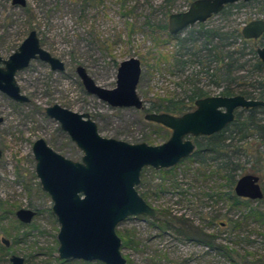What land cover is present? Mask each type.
<instances>
[{
	"label": "rangeland",
	"instance_id": "374dc122",
	"mask_svg": "<svg viewBox=\"0 0 264 264\" xmlns=\"http://www.w3.org/2000/svg\"><path fill=\"white\" fill-rule=\"evenodd\" d=\"M162 2L102 0L100 4L97 2L86 8L84 0H27L24 7L13 5L12 0H0L1 56L7 58L11 55L29 31L35 29L42 45L66 63L64 71H53L48 64L34 60L18 73L23 92L32 98L29 103L16 102L0 91V116L3 117L0 123V148L3 150L0 159V242L2 237L9 239L12 248L6 259L0 253V264H11L10 256L14 253L24 256L27 264H59L57 234L60 225L51 210V197L42 189L36 175L32 146L37 138L44 137L51 146L74 160H80L83 152L60 124L46 114L47 106L59 103L77 112L96 115L99 131L105 137L131 143L150 137L153 144H159L170 136V130H156L138 109L113 108L87 93L76 72L77 65L85 66L99 85L113 88L119 64L133 56L140 58L142 71L138 94L146 107L160 99L185 96L184 90L189 88L186 77H192L210 95L219 93L218 87L207 85V79L195 78L193 67L180 72L172 66L170 59L157 61V52L172 54L176 50L175 40L160 47L154 45L145 25L146 19L153 22L164 19L167 23L169 13L163 15L159 7ZM253 4L238 10L228 21L215 14L203 23L242 28L248 18L260 16L258 18L264 20V0H258L256 6ZM187 7L185 0H177L171 12ZM191 28H186L178 36H185ZM157 31L155 35L160 34L165 42V31ZM258 46H264L263 37L256 40ZM253 78L264 79V75L255 73ZM246 159L240 157L242 162ZM195 174L194 170L186 171L181 166L175 177L179 190H187L188 200L174 193L178 189H169L160 198H149L151 205L156 209L168 208L173 215L187 219L194 228L202 226L205 232L217 237V244L228 246L234 252L237 264L264 263V224L251 216L245 218L249 211H264V196L258 200H246L247 206L229 209L224 201L202 194L208 189ZM257 175L264 192V172ZM145 177L152 185L160 182L150 169L145 172ZM20 207L38 210L31 226L21 229L15 215ZM11 209L14 214L10 213ZM212 216H217L218 220L208 225L207 219ZM231 219L240 221L239 229L231 228ZM151 220L145 216L130 217L117 227V231L132 230L138 241L137 245L122 247L131 264H231L217 250L196 242L198 237L185 233L186 228L181 225H174V228H184L183 233L175 229L160 230L150 225ZM219 221L226 222L227 226H220ZM27 232L28 237L23 236ZM18 237L22 240L15 243ZM85 262L71 260L67 264ZM88 264L103 263L92 261Z\"/></svg>",
	"mask_w": 264,
	"mask_h": 264
},
{
	"label": "water",
	"instance_id": "95a60500",
	"mask_svg": "<svg viewBox=\"0 0 264 264\" xmlns=\"http://www.w3.org/2000/svg\"><path fill=\"white\" fill-rule=\"evenodd\" d=\"M249 0H192L181 11L171 12L167 30L176 34L196 23H203L219 13L227 4ZM14 5L26 6L27 0H13ZM245 39L257 40L264 33V20L256 18L241 28ZM257 57L264 66V46L256 48ZM33 59L47 62L53 70L64 71L65 61L45 49L35 29L8 57L0 55V91L19 103L31 99L21 91L16 79L19 71ZM142 66L140 58L123 60L118 67L116 86L99 85L87 68L79 65L76 72L87 93L107 102L113 108H144L138 94ZM195 108L180 115L167 112H147L144 119L161 124L170 130V136L159 144L131 143L105 137L98 123L89 113H81L55 103L46 107V114L55 119L71 140L83 152L80 160L68 158L53 149L45 138L33 143L36 175L42 189L52 200L51 210L60 228L57 234L58 257L61 260L99 261L103 264H127L122 252L123 241L117 231L120 223L130 217H157V210L138 190L141 171L170 168L190 156L195 143L192 137L211 135L221 131L241 108L263 106L264 99L246 98L236 94L209 95L194 101ZM3 117L0 116V123ZM3 150L0 148V159ZM259 177L252 173L240 176L233 191L239 197H263ZM16 217L24 224L32 222L37 214L30 208H19ZM1 242L10 246V240ZM11 264H26L24 256L12 254ZM264 264V263H259Z\"/></svg>",
	"mask_w": 264,
	"mask_h": 264
},
{
	"label": "trees",
	"instance_id": "16d2710c",
	"mask_svg": "<svg viewBox=\"0 0 264 264\" xmlns=\"http://www.w3.org/2000/svg\"><path fill=\"white\" fill-rule=\"evenodd\" d=\"M123 1L126 2L127 0ZM176 1L163 0V4L159 7L162 8L164 16L170 14L171 10L175 8ZM185 1L189 5L192 0ZM97 2L100 4L102 0H84V6L88 8L97 4ZM252 3H255L252 6H256L258 0L227 4L216 15L221 16L222 20L228 21L232 15L237 14L238 10ZM258 17L260 16H256V18ZM252 18L254 19V17ZM252 18H248L245 23L252 20ZM145 25L148 27L152 41L157 47L175 40L176 50L172 54L157 52L159 63L170 59L172 60V66L180 72L188 67H193L192 74L195 78L207 79V85L218 87L220 89L218 94L220 95L240 94L246 98L264 99V79L257 80L253 78L255 73L264 75V66L256 53V40L243 38L240 26H209L204 23H197L195 24L197 28L193 27L194 25L191 26L192 28L186 35L180 38L178 35L168 32L167 23L164 22V19L157 22L146 19ZM157 30L165 31L167 37L165 42L162 41L160 34L159 36L155 35ZM261 37L264 38V33ZM186 81L189 88H185V96H173L152 102L150 106H145L144 113L167 112L180 115L192 109L196 99L210 95V92L194 82L192 77H186ZM91 116L96 120V115ZM151 124L155 126L156 130L166 129L161 124L154 122H151ZM153 132L158 133V131ZM139 142L153 144L154 141L148 137ZM194 143L195 150L193 153L173 167L158 170L144 167L141 171L140 185L137 187L140 195L151 205L149 198H160L162 195L167 194L169 189H178L173 192L186 199L187 190H179L180 187L175 181L177 170L183 166L186 171L194 170L196 179L205 184L208 192L203 191V195L214 198L216 201H224L229 205V209L247 206V201L237 197L233 188L236 180L243 174L252 173L257 175L258 173L260 175L264 172V105L237 109L234 119L221 131L208 136L199 135L194 138ZM241 156H245L247 159L242 162L240 160ZM194 165L195 167H193ZM147 169L156 174L160 182L152 185L150 180L145 177ZM157 210L159 215L151 220V226H155L160 230L175 229L176 232L180 233L186 228L185 233L198 237L196 242L217 250L231 264H237L233 255L234 252L228 246L217 244V237L205 232L202 226L199 228L192 227L187 223V219L173 215L168 208ZM10 213L14 214V210L11 209ZM245 216V218L251 216L255 221L264 224V211L252 210L246 213ZM202 220H206V218ZM217 220V216L208 217V225L216 223ZM16 223L20 229L31 226L20 221H16ZM218 224L221 225V221ZM174 225H181L184 228L182 230L174 228ZM230 225L232 229H239L240 221L232 220ZM224 226H227L226 222H224ZM28 233L23 236L28 237ZM118 233L123 241L122 247L138 244L132 230H118ZM21 240L22 238H15V243ZM11 252V246L6 247L0 242V253L5 259ZM57 261L59 264H67L71 260H61L58 257ZM127 264H131V262L129 261Z\"/></svg>",
	"mask_w": 264,
	"mask_h": 264
},
{
	"label": "flooded vegetation",
	"instance_id": "af4514ba",
	"mask_svg": "<svg viewBox=\"0 0 264 264\" xmlns=\"http://www.w3.org/2000/svg\"><path fill=\"white\" fill-rule=\"evenodd\" d=\"M12 4H13V0H12ZM13 5H14V4H13ZM16 6H17V5H16ZM196 24H197V23H196ZM187 28H189V27H187ZM185 29H186V28H185ZM185 29H184V30H185ZM32 30H33V29H32ZM30 31H31V30H30ZM30 31H29V33H30ZM36 31H37V30H36ZM182 31H183V30H182ZM182 31H180V32H182ZM180 32H178V33H176V34H174V35H178ZM29 33H28V34H29ZM37 33H38V32H37ZM27 36H28V35H27ZM38 36H39V34H38ZM39 38H40V37H39ZM24 40H25V39H24ZM24 40H23V41H24ZM40 41H41V38H40ZM41 44H42V42H41ZM42 46H43V45H42ZM18 47H19V46H18ZM18 47H17V48H18ZM43 47H44V46H43ZM17 48H16V49H17ZM44 48H45V47H44ZM16 49H15V50H16ZM45 49H46V48H45ZM15 50H14V51H15ZM47 50H48V49H47ZM14 51H13V52H14ZM48 51H49V50H48ZM50 52H51V51H50ZM51 53H52V52H51ZM52 54H53V53H52ZM53 55H54V54H53ZM9 56H10V55H9ZM9 56H8V57H9ZM54 56H56V55H54ZM2 57H3V56H2ZM8 57H7V58H8ZM57 57H58V56H57ZM3 58H4V57H3ZM60 59H61V58H60ZM34 60H39V61H41V62H44V63L48 64L47 62H45V61H43V60H40V59H33L32 61H34ZM32 61H31V63H32ZM31 63H30V65H31ZM65 64H66V63H65ZM30 65H29V66H30ZM79 65H81V64H79ZM79 65H77V66H79ZM29 66H28V67H29ZM48 66L51 68V66H50L49 64H48ZM77 66H76V68H77ZM28 67H26V68H28ZM26 68H25V69H26ZM65 69H66V68H65ZM23 70H24V69H23ZM51 70H53V69L51 68ZM21 71H22V70H21ZM53 71H59V70H53ZM19 72H20V71H19ZM19 72H18V73H19ZM18 73H17V75H16V79L18 78V77H17V76H18ZM17 81H18V79H17ZM18 83H19V81H18ZM19 85H20V84H19ZM20 87H21V86H20ZM21 91L23 92L22 88H21ZM23 93H24V92H23ZM24 94H25V93H24ZM26 95H27V94H26ZM27 96H28V97L31 99V101H32V98H31L29 95H27ZM208 96H209V95H208ZM31 101H30V102H31ZM144 108H145V104H144ZM144 108H143L142 110H140V111L143 112V113H144ZM194 108H195V105H194V106L192 107V109H190L189 111L193 110ZM45 109H46V108H45ZM146 113H147V112H146ZM144 114H145V113H144ZM144 114H143V115H144ZM149 122H150V121H149ZM157 124H158V123H157ZM165 128H166V127H165ZM167 129H168V128H167ZM168 130H169V129H168ZM196 137H197V136H196ZM43 138H44V137H43ZM194 138H195V137H192L193 142H194ZM37 139H38V138H37ZM45 139H46V138H45ZM46 141H47V139H46ZM34 142H35V141H34ZM47 143L51 146V144H50L48 141H47ZM32 147H33V146H32ZM51 147H52L53 149H55L53 146H51ZM55 150L58 151L57 149H55ZM194 150H195V149H194ZM58 152H59V151H58ZM59 153H61V152H59ZM63 155H64V154H63ZM66 157H67V156H66ZM68 158H69V157H68ZM34 159H35V158H34ZM35 169H36V166H35ZM35 172H36V170H35ZM243 175H244V174H243ZM257 176H258V175H257ZM258 177H259V176H258ZM258 182H259V180H258ZM259 184H260V183H259ZM260 187H261V185H260ZM261 190H262V187H261ZM262 192H263V190H262ZM234 194H235V193H234ZM235 195H236V194H235ZM236 196H237V195H236ZM263 196H264V192H263ZM237 197H239V196H237ZM239 198H242V199H245V200H258V199L244 198V197H239ZM262 198H263V197H262ZM260 199H261V198H260ZM20 208H23V207H20ZM24 208H30V207H24ZM18 209H19V208H18ZM18 209H17V210H18ZM30 209H33V208H30ZM155 209H156V208H155ZM17 210H16V211H17ZM33 210H35V209H33ZM156 210H157V209H156ZM16 211H15V212H16ZM36 212H37V210H36ZM157 212H158V215H159V211H158V210H157ZM37 214H38V212H37ZM37 214L35 215V217L37 216ZM15 215H16V214H15ZM158 215H157V217H158ZM35 217H34V218H35ZM34 218H33V220H34ZM17 219H18V218H17ZM33 220H32V222H33ZM19 221H20V220H19ZM20 222H21V221H20ZM32 222H31V223H32ZM23 224H24V223H23ZM29 224H30V223H29ZM220 226H224V222H223V221H221V225H220ZM10 245H11V243H10ZM6 247H7V246H6ZM8 247H9V246H8ZM127 263H128V260H127ZM258 264H259V263H258Z\"/></svg>",
	"mask_w": 264,
	"mask_h": 264
}]
</instances>
